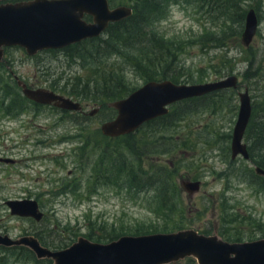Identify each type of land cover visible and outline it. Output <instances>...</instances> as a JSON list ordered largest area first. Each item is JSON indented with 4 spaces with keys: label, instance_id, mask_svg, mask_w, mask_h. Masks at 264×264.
I'll return each mask as SVG.
<instances>
[{
    "label": "rangeland",
    "instance_id": "rangeland-1",
    "mask_svg": "<svg viewBox=\"0 0 264 264\" xmlns=\"http://www.w3.org/2000/svg\"><path fill=\"white\" fill-rule=\"evenodd\" d=\"M239 2L245 14L254 9L259 20L249 48L241 41L245 19L239 33L237 19L221 16L215 0L213 6L195 0L164 3L162 16L148 28L149 36L147 32L140 36L142 49L123 51L126 60L110 56L98 74V67L85 61L89 57L78 55V50L69 58L64 52L42 51L29 56L24 48H5L0 62V159H13L15 164L0 162V234L12 239L36 235L52 251L71 247L81 237L108 244L122 236L183 229L218 235L231 243L264 239V178L255 173V165L264 164V144H254L252 136L264 124V0ZM123 3L110 0L112 9L133 7ZM84 20L92 22L90 16ZM107 30L100 38L106 37ZM136 34L134 31L130 36ZM108 67L115 71L112 76L120 84L118 90L130 93L148 82L144 79L147 72L157 74L159 81L180 85L217 82L233 75L239 78L237 89L222 90L174 110L179 118L174 132L183 145L175 159L179 175L173 212L159 208L161 198L154 187L149 189L139 169H132L135 183L117 172L116 165L122 159L134 160L130 151L123 150L122 141H111L101 133V125L113 120L117 111L109 105L95 104L86 93L88 98L77 100L52 86L57 79L63 87L73 86L72 82L83 87L96 76L101 88ZM16 76L32 88L57 90L81 102L86 113L38 107L29 99L14 106L12 100L17 97L12 93L18 91L23 96L16 88ZM246 89L252 116L244 143L251 161L243 157L233 160L231 144L240 111L239 93ZM95 110L97 113L90 116ZM113 150L116 153L112 155ZM139 155L145 168L150 169L153 159L151 162L145 152ZM155 161L168 165L170 160L162 156ZM123 174L130 177L128 171ZM183 180L200 181V191L188 194L182 187ZM21 196L38 201L45 214L43 222L11 214L6 202ZM0 264L53 261L38 260L25 247L1 246ZM173 264L197 261L187 258Z\"/></svg>",
    "mask_w": 264,
    "mask_h": 264
},
{
    "label": "water",
    "instance_id": "water-1",
    "mask_svg": "<svg viewBox=\"0 0 264 264\" xmlns=\"http://www.w3.org/2000/svg\"><path fill=\"white\" fill-rule=\"evenodd\" d=\"M0 0V62L5 48H24L29 56L47 50H62L87 39L98 38L109 28L133 16L131 7L111 8L109 0H31L5 3ZM85 15L92 22L84 20ZM259 20L254 9L245 16V29L241 41L249 48L258 32ZM18 80L23 95L42 105H53L65 111H81L80 102L48 89H32ZM236 75L221 81L200 85H180L171 80L149 81L128 97L109 104L117 116L101 125L106 137L117 138L138 131L146 123L166 116L171 107L181 101L200 98L208 94L237 89ZM240 111L234 128L232 159L250 158L244 137L252 116V103L248 89L239 93ZM97 110L90 115L94 116ZM0 162L14 164L13 159ZM256 174L264 176V169L256 167ZM182 187L190 195L201 189L200 181L183 180ZM14 216L42 221L44 212L35 200H9L6 202ZM0 246L27 247L38 260L51 259L53 264H173L194 258L197 264H264V239L252 242H227L218 235L201 234L195 229L145 236H122L108 244L96 243L85 237L71 247L52 251L38 239L25 236L18 239L0 234Z\"/></svg>",
    "mask_w": 264,
    "mask_h": 264
},
{
    "label": "trees",
    "instance_id": "trees-1",
    "mask_svg": "<svg viewBox=\"0 0 264 264\" xmlns=\"http://www.w3.org/2000/svg\"><path fill=\"white\" fill-rule=\"evenodd\" d=\"M172 1L178 0H124L123 4L126 3L130 6L133 5V16L124 21L111 24L107 32L105 33V38L99 37L89 40L87 39L80 44L72 45L62 50H48L46 53L51 52L55 54L64 52L67 57L71 58L73 57L72 52H76L78 50V55L85 53L89 57V59L86 58L85 61L89 60L91 65H95L98 67V74L99 70L102 72V66L105 65V61H107L110 56L119 55L124 60H126L127 55H123V51H126L127 49H142L141 47H139V45H141L142 43V37L140 36L144 32H147V36H149L148 28L151 26V23L155 18H157L156 20H158L162 16V12H164V3H170ZM195 1H201L212 6L214 5V0ZM215 2L218 5L219 14L221 16H223L224 18L228 17L230 19H237L238 24L241 25L239 30V33H241L243 20L245 19L246 14L240 7L239 0H215ZM134 31H136L137 34L130 36ZM228 35L225 38H227ZM123 37L128 38L123 40ZM151 40L155 41V38L151 37ZM156 41H158V39H156ZM135 43L137 44V46L133 48L132 44ZM114 73L115 71H112L110 67L106 69L105 74H107L108 76L103 78L102 82L104 83V85L102 83L101 88L99 87V80L96 81V76H94L95 80L89 79L87 84H84L83 87H79L73 82V86L68 85L67 87H63L61 86V81H58L57 79L54 80L52 86L58 91H65L66 94L73 98H76L77 100L88 98L87 96H85L86 93L87 95L91 96L90 100L95 104L99 103L103 106H107L110 103L124 99L131 94L130 90H118V86L120 84H118V82L117 84L116 82H114L115 78L113 79L112 76ZM50 76L52 77L53 75ZM107 77H109V80H107ZM144 79L146 81L160 80L159 76L155 73L153 74V72L145 73ZM174 82L176 83V81ZM16 88L20 89L18 85L16 86ZM218 92H214L200 98H191L181 101L172 106V109L173 107L174 109L173 111L171 109L168 115L150 121L143 125L135 133L122 136L120 138V142L122 141L123 143V150L130 151V154L134 158V160L128 161L127 157L122 159L120 165H116L117 172L121 173L123 179L127 180L128 182H130L131 180L133 183H135V180L132 179V169H139V173H141L142 178H144L145 181L149 184V189L151 187H154L157 191L159 197L161 198L160 204L158 206L164 211H174V208L176 207L175 198L178 196V185L176 182L179 175V166L175 163V159L177 158L178 150L182 147L183 143L178 140V137H180V135L174 132L179 125V118L178 120L176 119V111L174 110H176L179 105L199 101ZM12 94L17 97L12 100L14 106H16V104L18 103H24L25 100H28L24 95V97L21 96V93H18V91L13 92ZM261 126L262 129H255L252 135L254 144H264V124H261ZM113 148L115 149V145ZM143 152H145V155H147V157H150L149 160H151V162L152 159L154 161L152 162L154 164L150 166V169L145 168V166L143 165V159L139 155V153ZM115 153V150H113L112 155ZM162 156H166V159L170 160L168 165L159 164L158 162L156 163L155 160L160 159ZM259 167L264 169V164H260ZM124 171H128L131 179L130 177H126L123 174ZM143 171L144 173H142Z\"/></svg>",
    "mask_w": 264,
    "mask_h": 264
},
{
    "label": "flooded vegetation",
    "instance_id": "flooded-vegetation-1",
    "mask_svg": "<svg viewBox=\"0 0 264 264\" xmlns=\"http://www.w3.org/2000/svg\"><path fill=\"white\" fill-rule=\"evenodd\" d=\"M22 1H29V0H22ZM9 2H11V0H9ZM17 2H20V1H17ZM11 3H16V2H11ZM91 21H92V17H91ZM2 62V61H1ZM15 79V81L17 82V85H18V87L20 88V89H22V87H20L19 86V84H18V80L17 79H19L17 76H16V78H14ZM20 80V79H19ZM22 81V80H21ZM24 82V81H23ZM29 88H32L31 86H29L26 82H24ZM32 89H48V88H45V87H40V88H32ZM48 90H51V89H48ZM51 91H53V90H51ZM53 92H55V93H57V94H60V95H63V94H61V93H59L58 91H53ZM23 93V92H22ZM65 96V95H64ZM65 97H67V96H65ZM71 98V97H70ZM74 100V99H73ZM30 101V100H29ZM75 101V100H74ZM31 102H33V101H31ZM77 102H79V101H77ZM35 105H37L38 107H50V108H56V109H58V110H61V111H63V112H65V110H62V109H59V108H57V107H55V106H53V105H50V106H48V105H42V104H39V103H36V102H33ZM81 103V102H80ZM81 105H82V107H83V109L81 110V111H78L77 113H81V114H85L86 113V111L84 110V105L81 103ZM74 112H76V111H74ZM91 116V115H90ZM248 130V129H247ZM247 132V131H246ZM102 133V132H101ZM102 135L104 136V134L102 133ZM104 137H106V136H104ZM107 138H109V137H107ZM120 138L121 137H115V138H109V139H111V141H118V140H120ZM239 158V157H238ZM237 159V158H236ZM246 160V159H245ZM248 160H250L251 161V156H250V158L248 159ZM15 164V163H14ZM256 167H259V166H257V165H255V169H256ZM256 173V172H255ZM256 175H258V174H256ZM258 176H260V175H258ZM260 177H263L264 178V176H260ZM26 199H29V200H34V199H32V198H30V197H24V196H21L20 198H15V199H12V200H26ZM36 201V200H35ZM38 202V201H37ZM39 204V203H38ZM39 207H40V205H39ZM41 209V208H40ZM41 211H42V209H41ZM43 212V211H42ZM17 217V216H16ZM18 218H26V219H32V220H35V219H33V218H28V217H21V216H18ZM45 219V214H44V217H43V219H42V221H39V222H43V220ZM36 221V220H35ZM36 222H38V221H36ZM38 222V223H39ZM29 236H31V237H34V238H36V239H38L39 240V242L42 244V240L38 237V236H36V235H29ZM21 237H25V236H21ZM18 239V238H17ZM42 246H44L43 244H42ZM1 247V246H0ZM2 247H4V246H2ZM17 247H20V248H22V246H17ZM45 247V246H44ZM5 248H8V247H5ZM12 248H16V247H11V248H8V249H12ZM25 248H27V247H25ZM47 248V247H46ZM27 249H29V248H27ZM49 249V248H48ZM66 249V248H65ZM30 250V249H29ZM51 250V249H50ZM62 250H64V249H62ZM31 251V250H30ZM57 251H60V250H57ZM45 260V259H44Z\"/></svg>",
    "mask_w": 264,
    "mask_h": 264
},
{
    "label": "bare ground",
    "instance_id": "bare-ground-1",
    "mask_svg": "<svg viewBox=\"0 0 264 264\" xmlns=\"http://www.w3.org/2000/svg\"><path fill=\"white\" fill-rule=\"evenodd\" d=\"M247 48V47H246Z\"/></svg>",
    "mask_w": 264,
    "mask_h": 264
}]
</instances>
